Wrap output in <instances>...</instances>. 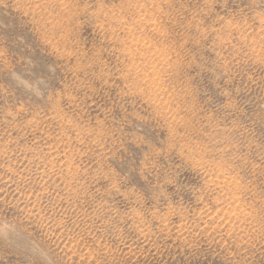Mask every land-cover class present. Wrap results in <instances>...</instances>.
I'll return each mask as SVG.
<instances>
[{"label": "rangeland", "instance_id": "1", "mask_svg": "<svg viewBox=\"0 0 264 264\" xmlns=\"http://www.w3.org/2000/svg\"><path fill=\"white\" fill-rule=\"evenodd\" d=\"M0 264H264V0H0Z\"/></svg>", "mask_w": 264, "mask_h": 264}]
</instances>
